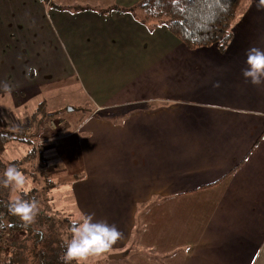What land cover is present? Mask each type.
<instances>
[{
  "label": "crops",
  "instance_id": "obj_1",
  "mask_svg": "<svg viewBox=\"0 0 264 264\" xmlns=\"http://www.w3.org/2000/svg\"><path fill=\"white\" fill-rule=\"evenodd\" d=\"M141 1L52 0L61 11L0 0V85L12 86L0 97L22 112L8 121H29L48 92L79 85L84 115L62 133L77 139L85 172L71 187L78 216L122 233L104 264H264V84L242 75L248 50H264V6L241 5L224 51L190 50L139 13H104ZM138 207L139 246L155 261L120 258Z\"/></svg>",
  "mask_w": 264,
  "mask_h": 264
},
{
  "label": "trees",
  "instance_id": "obj_2",
  "mask_svg": "<svg viewBox=\"0 0 264 264\" xmlns=\"http://www.w3.org/2000/svg\"><path fill=\"white\" fill-rule=\"evenodd\" d=\"M50 8L63 10L54 5L52 0H42ZM243 0H143L131 9L113 7L104 12L111 14L114 11H122L128 14L141 15L140 21L144 24L152 23L158 26L164 25L180 42L188 49L196 50L216 46L224 51L230 41V30L236 19ZM57 114L47 117L56 118ZM46 116L38 112L32 115L22 130H14L10 125L5 126L0 121V169L4 168L1 157L6 146L19 142L29 146L27 162L36 163L38 159L43 162L45 156L44 146L35 148L43 135V126ZM23 172L20 161L13 162ZM12 164V163H11ZM44 186L33 189L30 192H21L20 198L30 199L34 197L38 201V214L32 223L23 222L18 216L9 212V200L5 196L0 197V250L17 248L24 244H31L35 248L43 250L37 254L40 264H63L64 254L63 240L70 237V228L73 220L54 211L49 194L57 188L49 176H44ZM32 176H35L32 174ZM40 176V177H41ZM39 180V179H37ZM138 215V226L130 244V249L125 251L120 258L124 259L134 254L155 261V253L141 249L139 246L144 232L143 216ZM23 235V236H22ZM19 237V238H17ZM22 237V238H21ZM14 263V261H12ZM76 263L75 261L73 264ZM1 264V263H0Z\"/></svg>",
  "mask_w": 264,
  "mask_h": 264
},
{
  "label": "rangeland",
  "instance_id": "obj_3",
  "mask_svg": "<svg viewBox=\"0 0 264 264\" xmlns=\"http://www.w3.org/2000/svg\"><path fill=\"white\" fill-rule=\"evenodd\" d=\"M246 1L247 0H243L242 4ZM25 69L26 68L23 66L17 69V76H21ZM74 83H76L75 80L67 87H58L56 91L48 92L46 97H44L48 106L46 107V111H44V107H42L41 113L46 116V121L43 126V135L41 140L37 142V145L34 147L39 148L40 146H44L45 149L48 142L53 145L51 151H47L45 153V160L41 162L38 159L35 164L27 162L28 160H26L25 155H28L30 147L21 143H11L6 146L5 153L1 157V160L4 168L15 161L21 162V166L23 168L22 173L27 179L26 192H30L33 189L40 190L44 186V177L40 174L49 176L48 178H50L54 185L59 188L49 194V197L53 200V203L51 204L54 211H57L65 216H69L73 221H78L80 217L78 216L79 213H77V209L75 207L71 187L75 180L79 181L78 179L85 175V172L82 168L80 160L79 146L76 143L77 139L73 136L71 137L72 134L69 135L67 133H62L64 128L67 127L70 129L71 127H68V125L74 126L76 121H78L77 127H79V124L81 123L79 119L84 115L82 114L83 110H81L82 106L80 104V101L84 98V96L79 89V85ZM51 95L53 99H51ZM7 99H10V97H0V120L4 123L3 125H10L14 128V130H16L17 125L24 126L28 121H24V123L17 122V118H15L12 122L8 121L12 114H19L22 117V112H16L14 110L16 107ZM126 111H128V109H119L114 112V114L120 115L122 113H126ZM50 113L57 114L58 116L56 115V118L47 117ZM4 168L0 169V173L3 172ZM32 174L35 176H32ZM20 193V191H16L12 188L6 189L0 187V197L2 195L9 200L19 197ZM139 212L141 214L144 213V207H138L137 216L140 215ZM135 230L133 233H135ZM39 247L40 248H35L31 244L23 243L22 246L13 248V250L8 248V255L10 256V259H13L14 261V263L10 262L9 264H40L37 259V254H39L43 249L41 246ZM6 257L7 255L5 254L0 255L1 259ZM6 259H3L4 263L1 261L0 263L6 264ZM85 264H104L102 261V255L90 256L87 261H85Z\"/></svg>",
  "mask_w": 264,
  "mask_h": 264
},
{
  "label": "clouds",
  "instance_id": "obj_4",
  "mask_svg": "<svg viewBox=\"0 0 264 264\" xmlns=\"http://www.w3.org/2000/svg\"><path fill=\"white\" fill-rule=\"evenodd\" d=\"M261 5L264 6V0H261ZM246 65L242 71L244 79L253 86L264 84V50L250 48ZM0 86L5 92L12 91V86L8 83ZM26 184V176L14 163L7 165L0 173V187L26 192ZM8 208L10 213L26 223H32L39 211L38 201L34 197H16L9 202ZM121 237L122 233L115 224H110L107 220H97L94 214H83L78 221H73L70 237L63 240V264H73L74 261L76 264H85L90 256L110 252Z\"/></svg>",
  "mask_w": 264,
  "mask_h": 264
}]
</instances>
